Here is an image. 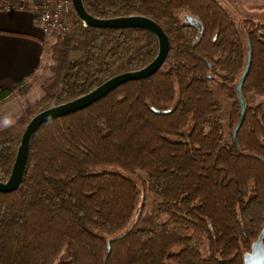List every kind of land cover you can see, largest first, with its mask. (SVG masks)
Listing matches in <instances>:
<instances>
[{
	"label": "trees",
	"instance_id": "obj_1",
	"mask_svg": "<svg viewBox=\"0 0 264 264\" xmlns=\"http://www.w3.org/2000/svg\"><path fill=\"white\" fill-rule=\"evenodd\" d=\"M83 3L97 18L153 19L169 51L153 75L36 130L19 187L0 191V264H244L264 229V21L242 18L241 31L220 0ZM43 46V94L0 128V181L34 115L143 68L159 43L139 27L84 25L74 11L70 29ZM26 81L0 87V104ZM211 81L233 100L230 138ZM136 179L154 201L155 229L132 225Z\"/></svg>",
	"mask_w": 264,
	"mask_h": 264
},
{
	"label": "water",
	"instance_id": "obj_2",
	"mask_svg": "<svg viewBox=\"0 0 264 264\" xmlns=\"http://www.w3.org/2000/svg\"><path fill=\"white\" fill-rule=\"evenodd\" d=\"M72 3L74 10L79 16V18L89 26L111 28L139 27L152 32L157 37L159 43L157 55L148 65L144 66L143 68L117 74L82 96H79L73 100L61 104L48 107L34 115L30 119L29 123L25 128V131L22 134L16 159L9 177L6 181H0L1 192L13 191L19 187L28 159L32 137L36 130L43 123L64 116L66 114L75 112L77 110L83 109L93 104L94 102L100 100L102 97L114 90L117 86L127 81L143 79L153 75L162 67L168 54L169 40L167 34L163 30V28L153 19L141 15L121 16L114 18H97L87 11L84 6L83 0H72ZM185 20L188 23L197 26L200 31H202V24L196 18L186 15ZM250 59L251 50L249 46L247 53V63L236 86L238 101L241 106V114L238 119V122L236 123L233 129L232 136L233 141L235 143L238 130L243 124L246 114V103L242 91V86L249 70ZM263 238L264 229L261 231L258 238L253 243L251 250L244 255V264H264Z\"/></svg>",
	"mask_w": 264,
	"mask_h": 264
},
{
	"label": "crops",
	"instance_id": "obj_3",
	"mask_svg": "<svg viewBox=\"0 0 264 264\" xmlns=\"http://www.w3.org/2000/svg\"><path fill=\"white\" fill-rule=\"evenodd\" d=\"M220 1L237 17L264 16V0ZM35 11L32 3L14 9H4L0 4V87L28 80L41 67L43 41L48 40L49 33L35 21Z\"/></svg>",
	"mask_w": 264,
	"mask_h": 264
},
{
	"label": "rangeland",
	"instance_id": "obj_4",
	"mask_svg": "<svg viewBox=\"0 0 264 264\" xmlns=\"http://www.w3.org/2000/svg\"><path fill=\"white\" fill-rule=\"evenodd\" d=\"M232 16L235 19L239 29L243 31L242 17L240 18L237 17L236 15H232ZM244 18H252L254 20H261L262 22L264 21L263 19L264 16L263 18L261 17L262 19H260V17H253V15H248L245 16ZM56 35L57 32L49 33L48 40L51 42L54 41ZM46 59L47 58L44 55L40 69L34 74L38 78L28 79V81H26L24 86H21L22 88L20 87V89L16 91L13 97L0 104V128L6 127L9 124L13 123L14 120L21 114L22 110L27 104L34 102L37 98H39L43 94L42 82L50 74L49 69L46 68L45 66V63H47ZM210 86L222 101L223 109L220 115L224 120L225 135L226 137L230 138L231 128H230L229 112L233 100L229 98L222 90H220V88L214 82L211 81ZM260 99H261L260 97H251L250 101L251 103H256ZM136 181L139 184L140 197H139L138 208L133 218L132 225L155 229L160 221H158L153 214L154 201L152 197L149 195V193H147L146 190L144 189L142 182H140L137 179Z\"/></svg>",
	"mask_w": 264,
	"mask_h": 264
},
{
	"label": "built area",
	"instance_id": "obj_5",
	"mask_svg": "<svg viewBox=\"0 0 264 264\" xmlns=\"http://www.w3.org/2000/svg\"><path fill=\"white\" fill-rule=\"evenodd\" d=\"M32 3L35 21L45 33L65 32L70 29L74 7L72 0H0L4 9L24 8ZM84 25H87L82 20Z\"/></svg>",
	"mask_w": 264,
	"mask_h": 264
}]
</instances>
